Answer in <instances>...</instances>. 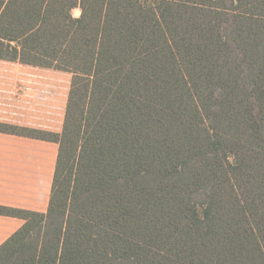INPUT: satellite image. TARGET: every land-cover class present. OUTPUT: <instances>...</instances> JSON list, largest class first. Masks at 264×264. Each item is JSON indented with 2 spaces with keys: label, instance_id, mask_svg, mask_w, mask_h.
<instances>
[{
  "label": "trees",
  "instance_id": "16d2710c",
  "mask_svg": "<svg viewBox=\"0 0 264 264\" xmlns=\"http://www.w3.org/2000/svg\"><path fill=\"white\" fill-rule=\"evenodd\" d=\"M0 60L71 75L61 133L0 123L58 146L0 264H264V0H0Z\"/></svg>",
  "mask_w": 264,
  "mask_h": 264
},
{
  "label": "crops",
  "instance_id": "0c3cea01",
  "mask_svg": "<svg viewBox=\"0 0 264 264\" xmlns=\"http://www.w3.org/2000/svg\"><path fill=\"white\" fill-rule=\"evenodd\" d=\"M70 83L65 72L0 60V123L61 133ZM57 153L55 143L0 133V206L45 213ZM22 224L0 216V245Z\"/></svg>",
  "mask_w": 264,
  "mask_h": 264
},
{
  "label": "rangeland",
  "instance_id": "374dc122",
  "mask_svg": "<svg viewBox=\"0 0 264 264\" xmlns=\"http://www.w3.org/2000/svg\"><path fill=\"white\" fill-rule=\"evenodd\" d=\"M79 14H80V13H79V10H78V9L73 11V15H74L75 17H76V16H79ZM68 77H69L68 75H65V81L68 80Z\"/></svg>",
  "mask_w": 264,
  "mask_h": 264
}]
</instances>
